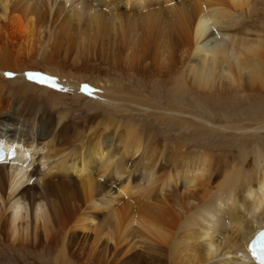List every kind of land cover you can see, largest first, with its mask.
<instances>
[{"label": "bare ground", "instance_id": "6f19581e", "mask_svg": "<svg viewBox=\"0 0 264 264\" xmlns=\"http://www.w3.org/2000/svg\"><path fill=\"white\" fill-rule=\"evenodd\" d=\"M168 35L177 47L183 40L184 65L199 86L209 84L214 70L262 79L264 0H0V128L10 138L0 134V141L14 154L0 162L1 240L17 237L18 222L21 246L71 255L99 249L97 264H127L134 259L131 244L120 250L112 229L92 223L106 205L118 220L135 219L146 230L148 264H259L248 241L264 227V144L250 162L245 148L239 157L192 152L182 139L163 142L128 117L135 105L188 118L178 104L166 107L124 84L156 76L181 92L176 59L165 69L151 59L154 41ZM101 64L123 83L106 80V91ZM91 71L100 75L87 90L80 74ZM29 73L52 79L39 85ZM68 95L82 115L54 109ZM103 105L108 116L82 113ZM120 111L128 119L117 117ZM250 114L239 123L192 122L244 137L245 147L264 129V116ZM141 148L140 162L126 160ZM87 229L95 233L92 244Z\"/></svg>", "mask_w": 264, "mask_h": 264}, {"label": "rangeland", "instance_id": "374dc122", "mask_svg": "<svg viewBox=\"0 0 264 264\" xmlns=\"http://www.w3.org/2000/svg\"><path fill=\"white\" fill-rule=\"evenodd\" d=\"M172 32L174 33V31ZM169 36L170 35L162 36L160 38L158 37V39L154 41V44L152 45L153 51L151 50L152 53L151 59L153 57V62L155 61V65L159 69H165L168 64H172L173 62H176V64L178 65V70H180L182 73L181 75V73L178 71L182 76L181 80L184 86V87L182 86L184 88L183 92H182L183 88L181 89V92H179L175 89L174 83H168L167 80L164 79H161L160 81V79L156 78V76H153L154 78L150 77L147 81L144 82V84H140V85L136 84L135 79H133V83L131 85H129V83L125 81L124 84L126 83L130 93L136 94L137 96L143 94V96L148 97V99L150 98L149 100L151 101L154 100L157 101L158 103H162L166 105V107L171 108L173 107V105L175 107V105L178 104L177 106H179V108L183 110V114H182L183 117L184 118L188 117V118L185 121L184 120L177 121V119L173 120V118L167 117L165 114L164 115L154 114L155 115L154 116L153 113H151L150 111L148 112L145 110L143 111L138 110L139 108L136 107L135 105H133L132 107L137 109L128 111L130 112L128 117L132 118V120L136 124L135 126L137 127V129L149 127L154 131V134L157 135V138L163 142L165 140V137L171 139H182L184 141V145H185L184 147L190 148L192 152L196 151L199 153V151H202L205 148L208 149L210 152L211 151L214 152L215 155L221 154V155L236 156V157H239L240 150L245 148L248 149L249 151L248 162L252 161L253 151L256 149L258 145L264 144V129L259 131L257 136L255 135L256 137L252 139L248 138L247 139L248 146L243 147L245 145L242 141L244 140V137L241 138L237 136V134H234L231 131H228L227 129L221 130L219 134H216L215 132L212 133L210 131H207L205 127L194 124L192 120L203 118L206 119L208 122H210L212 126H215L218 124L226 123L227 122L226 120L228 121L231 120L237 123L242 122L245 118L251 115L250 113H252L255 117L258 118L263 117L264 116V72L260 74V75L263 74L261 80L258 79L259 81L258 80L250 81L247 77L248 73H246V71H240L242 73L234 72V73H230V75L227 73L226 75V73H223L219 70H214L215 73L214 71H212L213 73L211 72V74H208L209 76H207L211 78L214 77V79L207 78V80L210 81L211 83L208 82L209 84L206 85L204 84L205 86H203V84L202 86L201 85L199 86L198 82L200 81L193 82V79L190 77L188 66H186L187 61L185 60L186 57L184 56L185 44L182 43L183 40L180 41L179 43L180 45L179 47H177L171 43V39ZM162 48L164 49V51ZM172 58H175L178 61V63L176 60ZM171 59L173 62H171ZM35 66H39L40 68H42L41 65H35ZM101 66L103 68L105 67V69L108 71L107 76L105 75L100 76V82L102 83V87L104 89L106 88L105 89L106 91H109L107 87L103 86L104 85L103 83H105L106 80L107 82H111V83L113 82L114 84L123 83L119 77L115 75L112 76L113 69H110L104 64H101ZM184 66L187 68H185ZM95 72L96 71H91L80 74L83 77V82L87 83L86 84L87 88L84 86L87 90H91L92 85L95 86V83L92 82L97 80V78L100 75L97 72L96 73ZM186 72H188L189 76L186 75ZM231 75H233L234 77L233 76L231 77ZM259 78H261V76ZM31 82L37 83L39 85L42 84L41 82L32 79ZM83 82L82 84H84ZM71 95H68V98L63 99L64 102L62 101L60 104L55 106L54 109L65 110L70 108L73 111V114L82 115L80 114V109H79L81 108V104L78 105L76 104V102L74 103L70 99ZM44 97L46 99H51L50 96H48L47 94L44 95ZM107 109L108 107L103 105L88 111L82 110V113H91L96 110L108 116L109 114ZM128 112L120 111L116 114V116L119 118L124 117L123 119H128L125 117V115L127 116ZM190 114L192 116H190ZM123 128L124 126H122L121 129ZM0 129H1L0 131L1 136L2 137L4 136V138L6 137L7 140H10L9 136L6 134L7 130L5 131V129L7 128L5 126L4 127L1 126ZM109 131H111V128L109 129ZM152 142L149 143V147L152 145L151 144ZM23 143L25 144V142ZM29 148L34 150V148L31 147ZM158 151H160V149H158ZM141 152H143V148H141L139 152L133 154L129 158L127 157L128 159L126 160H129L131 162L133 160L135 161L141 160L142 159L140 158ZM27 155L30 154L28 153ZM100 180L104 181V178H101ZM116 181L118 183V180ZM105 208H107V206L103 205L102 207L97 209L96 214L94 215L95 222L93 221L92 223L94 224L96 223V221L97 222L100 221V223H102V226H104L106 230L108 228L110 230L112 229L111 231H114L113 235L115 239L117 238L118 240L123 242L121 243L119 241L121 244L120 245L121 248H119L120 250L122 249V247L123 248L128 247L131 244L129 247H133L135 250V251L132 250L134 252L132 254L134 259H131L127 264H148L149 263L148 255H146V252L149 244V237L146 230L138 223L137 220L132 218H130L131 220L128 219L126 222L123 223L122 216H120V219L118 220L117 216H114L111 211ZM108 212H109V216H108ZM117 225L118 227H116ZM16 227L17 228L15 235H17V237L13 238L12 236L6 235L4 239L2 240L0 239V264H87V263L97 264V260H98L97 256H100V253L103 254V252L99 249H96L97 252L91 250L92 253H90L89 248H87V250L89 251L86 250L81 254L78 253L77 255L76 254L71 255L67 253H61L62 251L59 250V247L52 250H41L35 247H30V246L27 247L26 245H24L25 246L24 247L21 246L22 237H20L22 235L21 233L23 232L22 228L20 230V236L18 235L19 233L18 222ZM87 231L90 233V237L88 238V243L92 244V241L95 238L93 234L95 233L91 229L90 230L87 229ZM105 236L107 235L103 236L105 240H107L108 237ZM140 248L141 249L143 248L142 252ZM139 251L142 253L141 256L139 254L140 253ZM86 253L90 254V256L87 255ZM95 255H97L96 256L97 258L95 257ZM137 255L141 258H139ZM157 261H158V256H157Z\"/></svg>", "mask_w": 264, "mask_h": 264}, {"label": "snow or ice", "instance_id": "6c2138e0", "mask_svg": "<svg viewBox=\"0 0 264 264\" xmlns=\"http://www.w3.org/2000/svg\"><path fill=\"white\" fill-rule=\"evenodd\" d=\"M7 75L11 76L13 74L12 73H7ZM28 76H29V79H37L39 77L40 78L39 79V82H41V83H45L48 80H51L52 79L50 77H45L42 74H38V73L37 74L29 73ZM85 87L87 88V86H85Z\"/></svg>", "mask_w": 264, "mask_h": 264}]
</instances>
